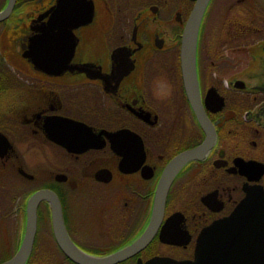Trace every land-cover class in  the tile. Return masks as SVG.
<instances>
[{
  "label": "flooded vegetation",
  "instance_id": "af4514ba",
  "mask_svg": "<svg viewBox=\"0 0 264 264\" xmlns=\"http://www.w3.org/2000/svg\"><path fill=\"white\" fill-rule=\"evenodd\" d=\"M90 1L92 15L77 10L86 22L71 30L52 25L56 0H13L0 19V262L18 250L38 193L25 264H78L57 241L55 215L90 256L142 239L113 264L192 260L205 227L247 189L264 190V0L205 6L195 65L207 130L180 62L196 0ZM70 11L60 10L61 22L76 21ZM208 136L153 221L164 169Z\"/></svg>",
  "mask_w": 264,
  "mask_h": 264
},
{
  "label": "water",
  "instance_id": "95a60500",
  "mask_svg": "<svg viewBox=\"0 0 264 264\" xmlns=\"http://www.w3.org/2000/svg\"><path fill=\"white\" fill-rule=\"evenodd\" d=\"M208 0H196L191 14L182 33L180 62L181 73L186 94L192 104L197 117L207 130V119L199 101L198 82L195 65V47L199 23ZM9 0L5 9L0 12V19L6 17L12 6ZM81 3V6L78 5ZM68 4V5H66ZM93 10L90 0H56L50 8L52 25L67 26L71 30L76 25L86 22L87 14L80 15L77 10ZM71 10L66 15L75 18L74 23H64L60 19V10ZM82 14V13H81ZM89 19V18H88ZM53 26V27H54ZM43 69L44 65L36 64ZM212 131V130H211ZM209 131H207L208 134ZM210 145L209 136L196 149L185 151L171 160L164 169L156 188L152 220L156 222L164 208L168 188L174 176L189 160L199 158ZM38 193L34 197L41 196ZM33 197V198H34ZM31 198L27 206V221L25 232L16 253L0 264H25L31 252L36 230L35 207L36 200ZM54 229L58 243L65 254L78 264H113L132 254L138 247H126L104 257L87 255L78 249L68 237L62 224L61 217L54 216ZM146 264H264V190L250 188L241 202L226 217L205 227L197 239L194 258L192 260L177 261L169 257H156Z\"/></svg>",
  "mask_w": 264,
  "mask_h": 264
},
{
  "label": "bare ground",
  "instance_id": "6f19581e",
  "mask_svg": "<svg viewBox=\"0 0 264 264\" xmlns=\"http://www.w3.org/2000/svg\"><path fill=\"white\" fill-rule=\"evenodd\" d=\"M160 220H161V219H159V221H160ZM159 221H158V222H159ZM129 256H131V255H129ZM129 256H128V257H129Z\"/></svg>",
  "mask_w": 264,
  "mask_h": 264
}]
</instances>
